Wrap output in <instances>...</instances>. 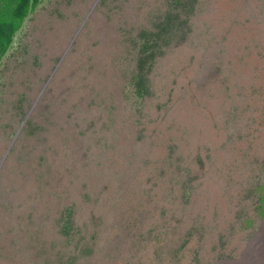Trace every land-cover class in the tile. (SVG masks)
<instances>
[{"label":"rangeland","instance_id":"1","mask_svg":"<svg viewBox=\"0 0 264 264\" xmlns=\"http://www.w3.org/2000/svg\"><path fill=\"white\" fill-rule=\"evenodd\" d=\"M170 1L40 0L15 34L0 264H264V0H181L138 101L136 37Z\"/></svg>","mask_w":264,"mask_h":264},{"label":"trees","instance_id":"2","mask_svg":"<svg viewBox=\"0 0 264 264\" xmlns=\"http://www.w3.org/2000/svg\"><path fill=\"white\" fill-rule=\"evenodd\" d=\"M40 3V0H0V61L13 43L15 34L21 29L23 22ZM187 3L181 0H171L169 10L162 21L152 30H142L136 37V60L130 76L129 86L132 96L140 101L150 96V80L155 60L163 54V50L173 39L178 22L182 14L189 13ZM264 215V210H261ZM58 234L70 241L74 232V211L68 207L61 211L57 219ZM82 255L89 256L92 252L90 244H82ZM64 255L60 257L63 259ZM72 259L77 261V255L68 258L65 264H71ZM45 264H53V260Z\"/></svg>","mask_w":264,"mask_h":264}]
</instances>
